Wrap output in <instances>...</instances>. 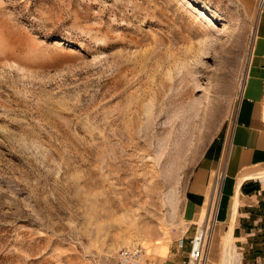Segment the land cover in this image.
Here are the masks:
<instances>
[{
    "label": "rangeland",
    "instance_id": "1",
    "mask_svg": "<svg viewBox=\"0 0 264 264\" xmlns=\"http://www.w3.org/2000/svg\"><path fill=\"white\" fill-rule=\"evenodd\" d=\"M260 7L0 0V264L190 245L186 187L230 127Z\"/></svg>",
    "mask_w": 264,
    "mask_h": 264
},
{
    "label": "crops",
    "instance_id": "2",
    "mask_svg": "<svg viewBox=\"0 0 264 264\" xmlns=\"http://www.w3.org/2000/svg\"><path fill=\"white\" fill-rule=\"evenodd\" d=\"M261 1L247 77L230 127L204 153L186 187L185 199L193 211L192 219L199 220L203 215L201 227H205L214 213L206 264L264 261V249L259 248L264 245V0ZM182 241L152 245L147 249V264H186L191 247L189 241L185 245Z\"/></svg>",
    "mask_w": 264,
    "mask_h": 264
},
{
    "label": "built area",
    "instance_id": "3",
    "mask_svg": "<svg viewBox=\"0 0 264 264\" xmlns=\"http://www.w3.org/2000/svg\"><path fill=\"white\" fill-rule=\"evenodd\" d=\"M262 1L260 0V3ZM214 213L205 227L196 232L190 241V253L186 264H206L211 243ZM148 253L143 247L123 248L117 254V264H147Z\"/></svg>",
    "mask_w": 264,
    "mask_h": 264
},
{
    "label": "bare ground",
    "instance_id": "4",
    "mask_svg": "<svg viewBox=\"0 0 264 264\" xmlns=\"http://www.w3.org/2000/svg\"><path fill=\"white\" fill-rule=\"evenodd\" d=\"M262 180L264 181V176H261ZM247 179V178H246ZM216 189H217V184H216ZM216 205V204H215ZM204 227H201L200 230H202ZM232 250V249H231ZM230 252V251H229ZM228 257V255H227Z\"/></svg>",
    "mask_w": 264,
    "mask_h": 264
}]
</instances>
